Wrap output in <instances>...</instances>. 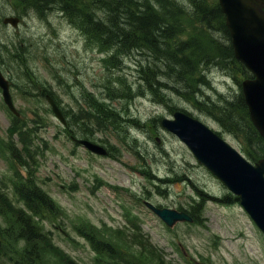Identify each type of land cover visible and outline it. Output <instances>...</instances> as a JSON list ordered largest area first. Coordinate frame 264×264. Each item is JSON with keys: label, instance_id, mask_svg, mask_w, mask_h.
Here are the masks:
<instances>
[{"label": "rangeland", "instance_id": "374dc122", "mask_svg": "<svg viewBox=\"0 0 264 264\" xmlns=\"http://www.w3.org/2000/svg\"><path fill=\"white\" fill-rule=\"evenodd\" d=\"M24 7L21 0H0V69L10 81L20 114L17 118L10 112L0 89V188L14 205L20 207L15 184L21 180L5 156H12V146L19 150L25 147L18 131L28 127L32 148L27 159L37 158L29 170L54 204L53 211L40 214V224L54 244L79 263L95 264L93 238L84 233H91L96 240L94 234L100 231L108 242L121 236L131 246L139 244L135 236L147 237L144 250L149 253L151 249L154 255L150 256L155 259L163 255L165 264H264V234L239 203L211 200L204 203L201 223H178L173 229L143 204L149 200L156 206L179 210L194 203L195 192L188 182L166 187L152 174L159 178L173 174L190 177L215 196L228 192L184 143L162 127L163 118H172L177 109L185 110L240 152L248 149L243 142L245 135L228 132L215 118L217 115L199 110L178 95L167 101L159 97L160 91L157 96L146 94L132 61L135 57L128 58L123 68H114L106 54L88 43L63 15L53 11L40 16L30 9L25 13ZM185 13L186 30L194 34L193 20L189 11ZM12 15L21 17L17 28L3 24V19ZM22 60L28 72L35 74L33 81L24 74ZM230 73V77L225 75L221 68L207 72L208 84H202L200 95L209 96L207 104L220 106L240 93L238 81L242 77ZM41 86L52 92L72 133L65 131L45 98L39 96ZM86 92L105 99L126 122L119 128L96 132L95 136L72 126L70 114L79 111ZM15 118L23 122L18 130L13 124ZM75 133L105 146L108 157H98L77 146L70 137ZM19 226L18 221L8 223L0 217L2 230L12 227L16 232ZM102 253L108 260L113 259Z\"/></svg>", "mask_w": 264, "mask_h": 264}, {"label": "trees", "instance_id": "16d2710c", "mask_svg": "<svg viewBox=\"0 0 264 264\" xmlns=\"http://www.w3.org/2000/svg\"><path fill=\"white\" fill-rule=\"evenodd\" d=\"M21 1L25 4V13L30 9L40 16L53 11L63 15L82 32L88 43L106 54L114 68H123L128 58L135 57L131 60L137 65L146 94L157 96L160 91L162 95L159 97L167 101L178 95L179 98L191 101L199 110L211 111L228 132L245 135L243 142L248 149L244 152L251 160L264 158V139L254 128L241 93L225 99L226 103L221 104L222 107L215 103L207 104L209 96H200L202 84H208L206 77L210 69L221 68L229 76L230 71L241 76L250 75L234 57L225 15L217 0ZM185 11H189L190 19L193 20V28L197 31L194 34H188L186 30L184 20L188 19ZM184 35L188 37L183 39ZM1 48L3 46L0 45ZM22 64L24 74L33 81L35 74L31 70L28 72L23 60ZM35 79L34 83L37 84L38 80ZM48 93L53 95L49 89L41 86L39 96L44 97ZM111 93L114 94L113 90ZM83 101L85 106L80 104L79 111L70 114L71 124L90 132L91 136H95L96 132L119 128L126 122L113 105L91 92L83 93ZM13 120L18 130L23 122L17 118ZM128 120L141 126L131 118ZM70 129L68 133H72ZM31 133L30 128H21L18 137L25 147L21 151L17 146H12L10 150L11 155L24 164L28 162L22 156H31L32 145L28 144ZM32 180L30 178L27 184L18 189L26 206L32 212L46 208L53 211V201ZM186 181L204 199L189 211L194 218L199 219L203 203L208 199L202 187L190 180V177L177 174L170 176L164 181L167 184H164L171 187L176 182ZM223 201L230 203L238 201V198L230 195ZM2 209L13 213L11 220L18 221L20 226L16 233L8 229L0 230V264H76L54 244L51 236L32 217L23 210L13 208L6 196L0 194ZM9 232L11 235L7 234ZM121 241L124 243L126 240Z\"/></svg>", "mask_w": 264, "mask_h": 264}, {"label": "water", "instance_id": "95a60500", "mask_svg": "<svg viewBox=\"0 0 264 264\" xmlns=\"http://www.w3.org/2000/svg\"><path fill=\"white\" fill-rule=\"evenodd\" d=\"M219 4L226 15L235 58L254 75L253 79L242 83V90L251 120L264 138V0H219ZM4 22L16 27L19 19L11 17ZM0 87L5 102L16 112L8 81L1 72ZM47 100L56 116L66 124L54 99L47 96ZM162 126L183 141L200 163L240 197L241 205L264 232V160L255 165L250 163L203 122L182 111H177L174 119H163ZM79 143L98 155H107L102 146L89 140ZM146 204L169 226L179 221H192L185 212Z\"/></svg>", "mask_w": 264, "mask_h": 264}]
</instances>
